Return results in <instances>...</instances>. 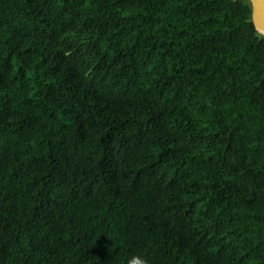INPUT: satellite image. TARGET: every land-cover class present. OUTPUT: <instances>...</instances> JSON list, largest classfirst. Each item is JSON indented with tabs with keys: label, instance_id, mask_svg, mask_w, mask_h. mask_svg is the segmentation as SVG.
I'll return each instance as SVG.
<instances>
[{
	"label": "trees",
	"instance_id": "trees-1",
	"mask_svg": "<svg viewBox=\"0 0 264 264\" xmlns=\"http://www.w3.org/2000/svg\"><path fill=\"white\" fill-rule=\"evenodd\" d=\"M264 264V38L236 0H0V264Z\"/></svg>",
	"mask_w": 264,
	"mask_h": 264
},
{
	"label": "bare ground",
	"instance_id": "bare-ground-1",
	"mask_svg": "<svg viewBox=\"0 0 264 264\" xmlns=\"http://www.w3.org/2000/svg\"><path fill=\"white\" fill-rule=\"evenodd\" d=\"M255 24L257 30L264 34V3L262 0H257V12L255 15Z\"/></svg>",
	"mask_w": 264,
	"mask_h": 264
},
{
	"label": "water",
	"instance_id": "water-1",
	"mask_svg": "<svg viewBox=\"0 0 264 264\" xmlns=\"http://www.w3.org/2000/svg\"><path fill=\"white\" fill-rule=\"evenodd\" d=\"M236 1L246 3L250 7V9H251V22L255 28V31L259 36L264 38V34L260 33L257 30L256 24H255V15L257 12V0H236ZM262 2L264 3V0H262Z\"/></svg>",
	"mask_w": 264,
	"mask_h": 264
},
{
	"label": "clouds",
	"instance_id": "clouds-1",
	"mask_svg": "<svg viewBox=\"0 0 264 264\" xmlns=\"http://www.w3.org/2000/svg\"><path fill=\"white\" fill-rule=\"evenodd\" d=\"M125 264H148L143 255H131L125 261Z\"/></svg>",
	"mask_w": 264,
	"mask_h": 264
}]
</instances>
